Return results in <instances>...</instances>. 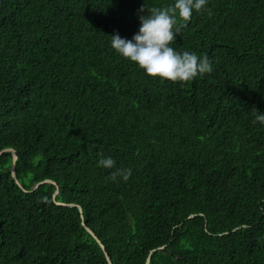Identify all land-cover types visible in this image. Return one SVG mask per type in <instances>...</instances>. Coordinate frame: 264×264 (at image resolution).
<instances>
[{
    "label": "trees",
    "instance_id": "16d2710c",
    "mask_svg": "<svg viewBox=\"0 0 264 264\" xmlns=\"http://www.w3.org/2000/svg\"><path fill=\"white\" fill-rule=\"evenodd\" d=\"M173 2L0 0V264H109L83 223L112 264H264V0L193 13L171 46L213 71L186 83L111 47Z\"/></svg>",
    "mask_w": 264,
    "mask_h": 264
},
{
    "label": "clouds",
    "instance_id": "9594fccd",
    "mask_svg": "<svg viewBox=\"0 0 264 264\" xmlns=\"http://www.w3.org/2000/svg\"><path fill=\"white\" fill-rule=\"evenodd\" d=\"M208 3L209 0H174L172 4L153 6L150 9L144 5L139 9V12L144 14L139 16L138 33L134 34L131 40L122 38L118 33L112 35L111 47L152 78L186 83L198 76L209 74L213 71V66L207 56H199L191 51L181 53L171 46L176 42L182 28L187 26L194 12L207 11L209 16L212 15L211 9L207 7ZM252 111L255 116L253 123L264 125V113L255 108ZM98 155L100 167L115 169L109 179L115 181L122 178L127 181L131 177V168H117L113 158L105 157L102 153ZM54 187L58 192L57 185ZM55 200L53 199L54 204Z\"/></svg>",
    "mask_w": 264,
    "mask_h": 264
},
{
    "label": "water",
    "instance_id": "95a60500",
    "mask_svg": "<svg viewBox=\"0 0 264 264\" xmlns=\"http://www.w3.org/2000/svg\"><path fill=\"white\" fill-rule=\"evenodd\" d=\"M6 152H13L14 153V159H13V165H12V177L14 180H16V165H17V161H18V154L16 151L12 150V149H8V150H4L3 152L0 153V155L2 153H6ZM16 184L19 188L22 189V186L20 185V183L16 180ZM41 185H53V186H56L54 183H52L51 181H44L38 185H36L33 189V192ZM26 192V191H25ZM33 192H30V193H33ZM58 192H56L55 196L53 197V199L55 200L56 196H57ZM55 205L57 207H62V208H67V207H70V208H78L79 211H80V215H81V218L82 220H84L83 218V210L78 207V206H67V205H64V204H61V203H56L55 202ZM83 227L89 232L90 235H92L94 237V239L97 241V243L100 245V247L103 249V252H105V255H106V259L108 261L109 264H112V261H111V258H109V256L107 255L106 253V247L103 245V243L101 242V240L96 236V234L94 233V231H91L89 229H87L86 225L83 223ZM165 249V247H159L157 248L156 250H152V252L149 254L148 258H147V261H146V264H150L151 263V257L154 253L156 252H163V250Z\"/></svg>",
    "mask_w": 264,
    "mask_h": 264
}]
</instances>
